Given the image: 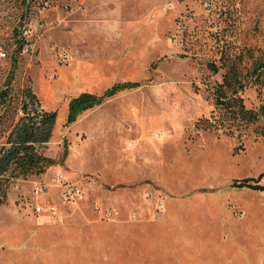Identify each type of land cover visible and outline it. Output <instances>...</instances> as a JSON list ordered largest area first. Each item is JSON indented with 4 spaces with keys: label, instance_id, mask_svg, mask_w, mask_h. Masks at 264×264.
Masks as SVG:
<instances>
[{
    "label": "rangeland",
    "instance_id": "rangeland-1",
    "mask_svg": "<svg viewBox=\"0 0 264 264\" xmlns=\"http://www.w3.org/2000/svg\"><path fill=\"white\" fill-rule=\"evenodd\" d=\"M263 58L264 0H0V88L15 70L0 147L26 87L58 112L43 152L69 144L64 164L11 184L0 264H264V137L198 124L220 115L232 68L260 107ZM124 82L140 85L66 125L71 97Z\"/></svg>",
    "mask_w": 264,
    "mask_h": 264
},
{
    "label": "trees",
    "instance_id": "trees-1",
    "mask_svg": "<svg viewBox=\"0 0 264 264\" xmlns=\"http://www.w3.org/2000/svg\"><path fill=\"white\" fill-rule=\"evenodd\" d=\"M33 1L36 0H26L27 4ZM14 38L16 54L12 67L15 69L17 57L28 42L17 32L14 33ZM211 67L215 71L218 70L214 63ZM263 70L264 58L255 65L252 74L258 79L260 74L264 73ZM14 71L11 70L4 85L0 88V113L9 111L13 104ZM139 85V82L117 83L102 95L83 92L71 97L68 102L66 125L74 123L82 113L102 104L105 99L114 96L118 91L132 89ZM243 87L244 83L235 68L226 72L223 81L214 87L215 106L220 111V115L203 118L198 124L204 129H225L228 134L241 131V128L253 127L257 134L264 137V126L260 124L264 120V102L257 110L248 108L241 95ZM22 94L26 99L22 105L23 115L11 128L4 144L0 147V207L7 203L8 190L16 179L32 175L40 176L52 166L64 164L69 155V144L66 140L63 153L59 158L48 156L43 152L52 138L58 112L44 109L31 87L24 88Z\"/></svg>",
    "mask_w": 264,
    "mask_h": 264
},
{
    "label": "built area",
    "instance_id": "built-area-1",
    "mask_svg": "<svg viewBox=\"0 0 264 264\" xmlns=\"http://www.w3.org/2000/svg\"><path fill=\"white\" fill-rule=\"evenodd\" d=\"M45 190V187L44 186H40V185H37L34 189L35 193L36 194H40L42 192H44ZM65 193L66 195L69 197V198H75L77 196H81V190L79 188H75V187H70L68 186L66 189H65ZM43 207L40 206V205H37L36 206V210L37 212H40L42 211ZM48 210L51 211V213H53L54 215L57 214V211L55 209L54 206H49L48 207Z\"/></svg>",
    "mask_w": 264,
    "mask_h": 264
}]
</instances>
